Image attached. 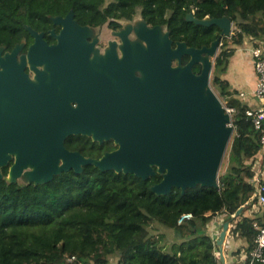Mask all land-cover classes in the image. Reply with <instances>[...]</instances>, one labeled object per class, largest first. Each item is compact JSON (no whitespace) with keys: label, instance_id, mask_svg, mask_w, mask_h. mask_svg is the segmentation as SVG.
Here are the masks:
<instances>
[{"label":"trees","instance_id":"1","mask_svg":"<svg viewBox=\"0 0 264 264\" xmlns=\"http://www.w3.org/2000/svg\"><path fill=\"white\" fill-rule=\"evenodd\" d=\"M70 11L83 25L115 29L139 16L149 26L164 27L173 45L184 41L194 47L210 46L222 31L218 24L197 20L228 16L235 27L221 38L212 75L218 95L228 97V106L235 108L227 165L217 186L198 184L185 192L174 187L168 194L151 189L161 173L143 179L87 164L81 172L69 169L36 183L9 179L5 165L0 178V264H111L112 256L116 264H221L209 234V212H222L231 220L233 236L246 241L233 254L248 255L258 233L254 222L264 225V206L248 215L234 213L256 202L254 185L246 178L252 176L261 149L260 131L222 73L247 37L254 46L264 40V0H0V47L9 51L23 44L26 51L34 40L30 28L57 30L53 18ZM188 60L185 55L182 63ZM193 70L199 73L201 64ZM65 145L94 158L116 147L112 139L100 143L87 134H70ZM185 212L194 217L179 223ZM156 223L175 229L182 240L166 249L151 232ZM70 256H75L72 262L67 261ZM236 264L264 263L243 259Z\"/></svg>","mask_w":264,"mask_h":264},{"label":"water","instance_id":"2","mask_svg":"<svg viewBox=\"0 0 264 264\" xmlns=\"http://www.w3.org/2000/svg\"><path fill=\"white\" fill-rule=\"evenodd\" d=\"M53 20L62 25L59 33L52 30L55 44L30 28L34 41L21 62L19 46L6 52V59L0 50V178L1 167L15 153L8 174L12 180L28 169L29 181H50L63 171L81 172L93 164L143 179L161 173L151 188L157 194L174 187L185 192L198 184L217 186L235 129L210 80L221 38L232 33L233 21L228 16L197 20L222 27L220 36L202 47L184 41L173 45L161 26L143 23L138 34L146 45H132L124 36L122 58L112 43L106 57L97 60L90 59L95 43L87 42V27L73 11ZM185 55L189 60L183 64ZM27 60L38 82L29 79ZM175 60L180 64L174 65ZM43 63L44 71L37 67ZM199 63L196 73L193 67ZM70 134L91 135L99 142L112 138L119 145L99 158L88 157L66 147ZM229 225L225 220L216 238L221 264H226Z\"/></svg>","mask_w":264,"mask_h":264},{"label":"rangeland","instance_id":"3","mask_svg":"<svg viewBox=\"0 0 264 264\" xmlns=\"http://www.w3.org/2000/svg\"><path fill=\"white\" fill-rule=\"evenodd\" d=\"M139 23H141V24L144 23V21L139 16H137L133 20L123 21V24L126 25L128 28L136 27ZM234 27H235V23L233 22V29H234ZM161 31H162V34H164L166 32V29L164 27H161ZM114 34L115 33L112 32L111 28L107 24H104L99 28H93L91 30L89 38L90 39H97L100 43V45L97 46V48L95 50V55L101 54V52H104L108 48L109 42L111 40L116 39ZM134 37H136V36H134ZM252 42L253 41L249 37H247L241 45L246 44L248 46L244 45L245 48L249 47V49H250ZM241 45H239L238 47H240ZM259 45H261V48L264 49V40L259 41ZM250 51H251V49H250ZM173 64L178 65L180 63L177 60H175V61H173ZM212 75H213V71L211 73L210 87H212L215 90V92L217 93L216 89L214 88V86L212 84ZM217 95H218V93H217ZM218 96L221 99L223 105L228 106L227 99L224 97H221L220 95H218ZM234 133H233V135H234ZM232 138H233V136H232ZM232 138H231V140H232ZM231 140H230V143H231ZM228 149H229V146H228L227 151L225 153V156L222 160V163H221V166L219 169V173H222L224 171L226 165H227ZM17 180L20 182L29 181L30 175L28 174V169H26L23 172V174L17 178ZM206 216L210 220L208 223L209 224L208 227H210V233L209 234L212 238L213 243L215 244L214 253L217 256V258L220 259V252H219L218 246L216 245V238H217V235L219 234L220 230L222 229V225H223L224 220H226L227 218H226L225 214L220 215L216 220H215V218H216L215 215H208L207 214ZM151 232L153 233V235L155 237L160 239L161 243L165 246L166 249H169L170 246L172 245V243L182 240V236L175 229H171V228L162 226L158 223H156L155 227L151 229ZM229 232H230L229 238H226V240L224 242V253L227 254L228 256H230L229 258L234 260L233 264H236V263L243 261L242 257L245 255V252L244 251L241 252V255H239V254L237 255V254H233V253L237 249L242 247L243 245H246V241L240 237H236V236L231 237L230 236V235H232L231 231L229 230ZM227 237H228V235H227ZM112 257H113V262H114V260H115L114 256H112Z\"/></svg>","mask_w":264,"mask_h":264},{"label":"crops","instance_id":"4","mask_svg":"<svg viewBox=\"0 0 264 264\" xmlns=\"http://www.w3.org/2000/svg\"><path fill=\"white\" fill-rule=\"evenodd\" d=\"M244 45L248 46L246 44H243L240 47H237L233 55L230 57L228 66L226 67L225 71L222 73V77L228 81V83L230 84V88L233 91H235L233 96L238 97L244 104H246L249 107L248 111L250 110L255 111L264 103V99L255 94L257 74L254 65V59L252 56V52L250 51L251 46L249 49V47L245 48ZM226 99L227 101H229L228 97H226ZM252 172H253L252 176L246 179H249L251 182L253 177L256 176L264 181V149L263 148H261L256 155L255 162L252 166ZM254 198L255 196L253 195L252 199ZM246 204H243L239 208H241V212L247 215L253 212L254 209L258 210L261 207L256 202H253L251 207H245ZM207 214L215 215L216 217L215 220H216L223 213L216 212L215 214H213L212 212H209ZM226 220H230V219H226ZM232 226L233 223L230 220V225L227 232L228 237L226 236V238H229V233H230L229 230L231 231ZM230 236L232 237L233 234ZM224 255H225L226 264L234 263V260L229 258L230 256H228L225 253ZM111 264H116V260L114 262L112 261Z\"/></svg>","mask_w":264,"mask_h":264},{"label":"built area","instance_id":"5","mask_svg":"<svg viewBox=\"0 0 264 264\" xmlns=\"http://www.w3.org/2000/svg\"><path fill=\"white\" fill-rule=\"evenodd\" d=\"M251 52L254 59L255 70L257 74V83L255 88V94L264 99V49L261 45L254 46L251 44ZM226 111L230 114L231 121L235 108L233 106H225ZM253 117L255 127L260 131V142L261 148L264 149V103L255 111H248ZM256 165V163H255ZM254 165V167H255ZM252 184L254 185L253 195L255 196L256 203L258 205H264V181L259 177H253ZM194 215L191 212H185L181 214L178 219L179 223L185 220L193 218ZM254 227L258 230L255 246L248 255H244L243 259H248L250 263L255 261L264 263V225L259 224L257 221L254 222ZM75 256L67 257V261L72 262Z\"/></svg>","mask_w":264,"mask_h":264},{"label":"flooded vegetation","instance_id":"6","mask_svg":"<svg viewBox=\"0 0 264 264\" xmlns=\"http://www.w3.org/2000/svg\"><path fill=\"white\" fill-rule=\"evenodd\" d=\"M54 21V20H53ZM78 22V21H77ZM79 23V22H78ZM145 23V22H144ZM56 24V23H55ZM81 24V23H80ZM143 24V23H142ZM147 24V23H146ZM81 25H83V24H81ZM148 25V24H147ZM56 26H59V28L56 30V27H53V28H50L49 30H48V32L46 33L45 31H43L45 34H44V39L49 43V44H55L56 42H57V38H56V36L53 34V31L52 30H54L56 33H59L60 32V30H61V28H62V25L61 24H56ZM84 26H86L87 27V32H86V40H87V42H94L95 43V45H94V48H93V50L91 51V54H90V59H97V60H99V58L101 57V56H103V57H106V54H107V52L108 51H110L111 50V45H112V43H115V46H116V53H117V57L118 58H122L123 57V44H124V36H127V38H128V40H129V42L132 44V45H135L136 43H138V42H141L143 45H146V43L140 38V36H139V34H138V31H139V29H140V26H141V23H139L136 27H130V28H128L126 25H122V27L121 28H119V29H115V28H113V27H111V26H109L110 28H111V30H112V32H114L115 34V37H116V39L115 40H111L110 42H109V46H108V48L104 51V52H101V54H98V55H95V50H96V48H97V46H99L100 45V43H99V41L97 40V39H90L89 37H90V33H91V30L93 29V28H99V27H101V26H90V25H84ZM149 26V25H148ZM157 26V25H156ZM150 27H152V26H150ZM46 36H50V37H52L53 38V40H48L47 39V37ZM134 36H136V37H134ZM34 41V40H33ZM31 44V43H30ZM17 46H19L20 47V50H19V52H18V56H17V60H18V62H21V56L23 55V54H27L28 53V48H29V46H28V48H27V50L26 51H24V45L23 44H19V45H17ZM16 47V46H15ZM0 50H2V54H1V57H3L4 59H6L5 58V54H6V52H8V51H5L3 48H1L0 47ZM9 51H11V50H9ZM37 67L39 68V69H41V70H46L45 69V63H43V64H41V65H37ZM0 69H3V66L0 64ZM25 71L27 72V74H28V77H29V79H31L32 81H36V82H38V78H37V71H36V69L33 67V64L31 63V62H29L28 60H27V63H26V65H25ZM138 75H140V72H136ZM93 138V137H92ZM112 139V138H111ZM95 140V139H94ZM107 140H110V139H107ZM113 140V142L116 144V147L114 148V149H116L117 147H118V143L114 140V139H112ZM105 141V140H104ZM101 143V142H100ZM114 149H112V150H114ZM112 150H108V151H112ZM15 156H16V154L15 153H12L11 154V159L9 160V162H8V164H6V165H8V174H9V170H10V166L12 165V163L14 162V160H15ZM5 166V165H4ZM3 167V166H2ZM2 167H1V171H2ZM30 169V168H29Z\"/></svg>","mask_w":264,"mask_h":264}]
</instances>
